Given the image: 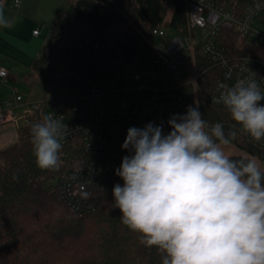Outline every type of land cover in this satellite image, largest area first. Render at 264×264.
<instances>
[{
	"label": "trees",
	"instance_id": "obj_1",
	"mask_svg": "<svg viewBox=\"0 0 264 264\" xmlns=\"http://www.w3.org/2000/svg\"><path fill=\"white\" fill-rule=\"evenodd\" d=\"M212 1L224 6L234 1L241 5V0ZM65 5V26L69 30L117 53L107 62L95 61L70 47L54 44L49 37L30 62L29 76L40 74L50 57H59L63 67L52 81L69 89V95L90 86L119 82L121 67L130 60L147 66L158 55L152 44L153 28L166 25L186 32V0H65ZM228 42L232 44L233 40ZM193 55L197 79L185 91L193 107L199 104L207 128L221 123L230 143L247 154L231 155L232 159L253 156L264 161V149L248 139L227 110L211 102L218 69L197 50ZM61 101L66 103L67 97ZM51 102L44 97L40 106L15 126L17 140L0 147V264H162V254L155 247L141 244L140 234L121 222L122 213L115 207L113 197L114 185H123L120 177L102 191L92 212L79 214L61 200L56 187L58 178L84 160L78 142L62 145L59 170L37 166L31 129L42 122ZM232 132L234 138L229 135Z\"/></svg>",
	"mask_w": 264,
	"mask_h": 264
},
{
	"label": "clouds",
	"instance_id": "obj_2",
	"mask_svg": "<svg viewBox=\"0 0 264 264\" xmlns=\"http://www.w3.org/2000/svg\"><path fill=\"white\" fill-rule=\"evenodd\" d=\"M0 23L6 22L0 17ZM264 93L252 79L221 91L232 120L253 140L264 139ZM163 125L130 127L129 155L115 174V207L140 243L155 247L162 264H264V171L255 159L234 160L223 125L207 128L199 104ZM63 125L52 115L32 126L33 154L42 170L60 168ZM235 137V133L229 134Z\"/></svg>",
	"mask_w": 264,
	"mask_h": 264
},
{
	"label": "built area",
	"instance_id": "obj_3",
	"mask_svg": "<svg viewBox=\"0 0 264 264\" xmlns=\"http://www.w3.org/2000/svg\"><path fill=\"white\" fill-rule=\"evenodd\" d=\"M20 0H0V5L19 7ZM187 27L185 33L161 27L152 34L163 41L156 47L158 55L147 66L130 60L121 67V77L109 86H90L67 97L52 101L46 115H52L63 125L61 144L78 142L84 160L80 166L64 172L57 180L61 200L79 214L95 210L101 193L119 176L115 174L127 151L122 149L130 127L144 128L148 123L171 129L168 120L183 115L189 106L185 87L197 79L193 52L197 50L219 71L211 102L217 103L221 91L239 79H252L264 93V0H241L228 6L212 0H186ZM51 40L58 46H67L95 61L107 62L117 53L107 51L104 44L90 39L65 26V17L49 26ZM39 29L32 31L37 35ZM229 39L233 40L231 44ZM0 68V79L7 76ZM27 102L15 94L0 102V125L16 123L25 118L39 102L29 103L31 110L17 115L14 110ZM264 105V100L260 101ZM229 112V111H228ZM248 139L264 149V139Z\"/></svg>",
	"mask_w": 264,
	"mask_h": 264
},
{
	"label": "rangeland",
	"instance_id": "obj_4",
	"mask_svg": "<svg viewBox=\"0 0 264 264\" xmlns=\"http://www.w3.org/2000/svg\"><path fill=\"white\" fill-rule=\"evenodd\" d=\"M59 2L58 6L53 8L54 14L52 13L51 8L52 0H29V6L33 13L38 12V15L42 14L44 17L48 16L46 19L52 21V24H56L60 18L64 17L68 10V7L65 5V0H59ZM169 14L170 12L168 11L166 18ZM37 21L40 23L42 22L41 19H38ZM161 29L167 33L173 32L172 29L166 25L161 26ZM260 29L264 32V25H262ZM43 43L41 45H43ZM152 44L154 47H162L163 41L159 37L155 36L152 40ZM31 46L32 45H29L28 48H31ZM0 65L6 67L2 68L9 74L3 82L0 81V96L2 98L0 101L10 100L15 94H19L27 102V104L24 103L14 110L17 115H22L30 111L31 107L29 103L39 102L44 97H48L52 101H57L60 98L68 97L70 93L69 89L65 86L55 84L52 81V77L58 75L63 67V60L59 57H50L44 65L42 73L39 74L32 82L28 80L30 73L28 66L21 62L17 56H12L11 54H9V56L1 54ZM23 120V117H20L17 119L16 123L8 122L0 125V130L9 129V135L0 138V147L6 146L17 140L15 126L22 123ZM222 147L224 148L225 153L229 156L236 154L247 156L245 152L239 150L231 143L223 145ZM248 157L249 159L255 158L260 163L262 171H264V161H261L253 156ZM52 184L53 182L48 183V185Z\"/></svg>",
	"mask_w": 264,
	"mask_h": 264
},
{
	"label": "crops",
	"instance_id": "obj_5",
	"mask_svg": "<svg viewBox=\"0 0 264 264\" xmlns=\"http://www.w3.org/2000/svg\"><path fill=\"white\" fill-rule=\"evenodd\" d=\"M20 1L19 7L0 5V17L6 22V24L0 23V55L5 54L9 56V54H11L12 56H17V58L25 63L30 70V62L39 54L40 48L50 37L49 26L52 25V21L46 19L48 16L44 17L42 14L38 15V12L33 13L29 6V0ZM59 3V0H52V13L54 12L53 8H56ZM67 13L64 17H66ZM38 19H41L42 22H38ZM35 28L39 29L37 35L32 34ZM42 43L43 45H41ZM29 45H32L31 48H28ZM2 67L4 66L0 65V68ZM38 75L34 77L29 76L28 80L32 82ZM8 76L9 74H7L5 78ZM4 79H0V81L3 82ZM1 99L0 96V100ZM8 135L9 129L0 130V138Z\"/></svg>",
	"mask_w": 264,
	"mask_h": 264
}]
</instances>
